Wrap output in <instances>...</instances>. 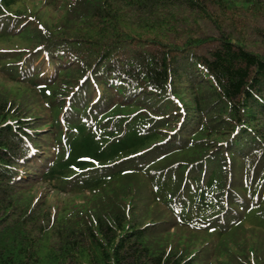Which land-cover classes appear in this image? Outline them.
Returning <instances> with one entry per match:
<instances>
[{
  "label": "trees",
  "instance_id": "16d2710c",
  "mask_svg": "<svg viewBox=\"0 0 264 264\" xmlns=\"http://www.w3.org/2000/svg\"><path fill=\"white\" fill-rule=\"evenodd\" d=\"M0 264H264V0H0Z\"/></svg>",
  "mask_w": 264,
  "mask_h": 264
},
{
  "label": "rangeland",
  "instance_id": "374dc122",
  "mask_svg": "<svg viewBox=\"0 0 264 264\" xmlns=\"http://www.w3.org/2000/svg\"><path fill=\"white\" fill-rule=\"evenodd\" d=\"M209 33H210V34H215V35H217V32H216L214 29H212V28H210ZM41 190H42V189L39 187V188H37V189L34 191V193L39 194L38 192H41ZM37 194H36V195H37Z\"/></svg>",
  "mask_w": 264,
  "mask_h": 264
}]
</instances>
